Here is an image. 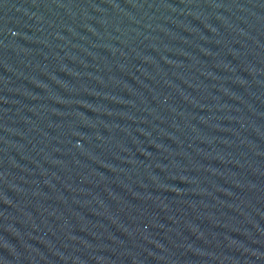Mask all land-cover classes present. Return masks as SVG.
Instances as JSON below:
<instances>
[{
  "label": "water",
  "instance_id": "water-1",
  "mask_svg": "<svg viewBox=\"0 0 264 264\" xmlns=\"http://www.w3.org/2000/svg\"><path fill=\"white\" fill-rule=\"evenodd\" d=\"M0 264H264V0H0Z\"/></svg>",
  "mask_w": 264,
  "mask_h": 264
}]
</instances>
